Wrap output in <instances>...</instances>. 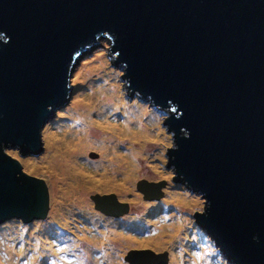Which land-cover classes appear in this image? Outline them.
I'll use <instances>...</instances> for the list:
<instances>
[{
    "label": "water",
    "instance_id": "water-1",
    "mask_svg": "<svg viewBox=\"0 0 264 264\" xmlns=\"http://www.w3.org/2000/svg\"><path fill=\"white\" fill-rule=\"evenodd\" d=\"M102 36L131 94L170 109L167 165L203 197L196 223L228 261L264 264V0H0V222L48 214L49 181L6 147L42 150L74 65ZM164 184L137 181L147 198ZM90 196L104 213L129 209L114 191ZM134 252L168 257L131 249L129 264Z\"/></svg>",
    "mask_w": 264,
    "mask_h": 264
},
{
    "label": "rangeland",
    "instance_id": "rangeland-1",
    "mask_svg": "<svg viewBox=\"0 0 264 264\" xmlns=\"http://www.w3.org/2000/svg\"><path fill=\"white\" fill-rule=\"evenodd\" d=\"M102 39L104 43L98 44L74 65V93L67 104L45 123L42 150L37 155L20 154L16 148L6 147L24 162L27 171L49 181L50 207L44 218L23 221L17 217H9L0 222V264H32L33 255L38 256L36 264H129L125 259L126 254L131 249L143 248L166 251L167 264H233L222 254L210 234L196 223L193 214L196 206L204 201L203 197L199 192L175 180L173 168L167 165V145L172 132L164 124V118L170 109L154 106L147 97L139 96L137 92L131 94L125 83L123 64L113 60L109 50L110 41L103 36ZM100 60L105 63L106 79L100 76L101 71L96 70ZM105 80L118 86L127 104L130 102L132 105H142L146 109L147 115L144 114L142 122L158 125L156 129L166 135L165 141L148 134L144 136L148 138H144V147L154 154L139 155L142 162L139 171L130 177L129 189L124 185L125 188L121 191L113 183L96 185L93 184V177L78 184L70 180L71 171L49 174L45 167L40 169L29 166L27 159L38 160L47 150L44 133L47 127L52 126L57 137L63 141L60 151L66 149V141H77V126L69 121L63 110L70 107L76 99L81 103V97L83 102L93 101L96 97L91 95L105 84ZM78 93L80 94L76 96ZM114 110L110 108L100 111L96 116H108L110 120H117ZM136 127V123L131 125L133 129ZM87 129L88 135L93 137L96 131L94 132L91 122H88ZM128 137L123 136L125 139ZM134 141L141 142L138 139ZM70 149L76 152L75 161L78 166L92 169L91 172L97 173L96 177L105 179L100 175L103 169L93 167V164H100L102 156L98 145L85 147L83 153L78 152L74 146ZM121 175L122 172H119L116 183L124 181ZM141 178L165 180L162 186L164 192L159 198L145 197L144 192L137 187V181ZM72 183L74 189L68 190L67 186ZM97 191L116 192L119 199L128 201L129 209L118 215L104 213L94 206L90 196ZM163 199L169 200L162 204ZM91 211L98 216L95 222L87 219ZM108 220L112 224L109 225ZM154 240L165 242L155 243ZM8 249L14 254L10 255ZM44 255L46 258H43Z\"/></svg>",
    "mask_w": 264,
    "mask_h": 264
},
{
    "label": "bare ground",
    "instance_id": "bare-ground-1",
    "mask_svg": "<svg viewBox=\"0 0 264 264\" xmlns=\"http://www.w3.org/2000/svg\"><path fill=\"white\" fill-rule=\"evenodd\" d=\"M104 64V61L100 60L96 70L101 71L100 76L106 79L107 71H105ZM79 94L80 93L76 96ZM91 96H95L96 98L93 101L88 100L83 102V97H81V103L76 99L70 107H66L63 110V113L68 115L69 121L77 126V141H66L64 143L66 149L60 151L59 147L63 144V141L57 137V133L52 126L51 128L47 127L44 131L47 150L38 160L27 159L28 165L40 169L45 167L49 174L71 171L72 176L70 180L72 182H78V184L86 179L89 181V179L93 177V184L103 185L113 183L121 191L125 188L124 185L128 186L129 189V184L131 182L130 177L134 172L139 171V165L142 162L140 161L139 155L149 153V149L144 147V138H148L144 136L148 134L150 136H156L159 140L165 141L166 135L156 129L158 125H152L147 121V123L142 122V120H144V114L147 115L146 109L142 105H132L130 102L127 104L126 100L121 96L118 86L111 84L110 81L105 80V84ZM110 108L115 109L117 120H110L108 116L103 118L96 116L100 111H105ZM88 122L92 123L94 132L96 131L93 137L92 135H88ZM133 123L137 124L136 129L131 128ZM124 135L129 137L125 139L123 138ZM134 139H138L141 142H135ZM90 145H98L102 151L101 159H99L100 164H93V167L97 170L100 168L103 169L100 175L105 178L104 180L101 177H96L97 173L91 172L92 169L78 166L77 161H75L76 152L70 149L71 146H74L78 152L83 153L84 148ZM119 150L124 153L119 152ZM152 154H154V152L149 153V155ZM108 165H111V168H108ZM49 168H51V170H48ZM119 172H122L121 176L124 181L118 182V184L115 179H117ZM73 184L74 183L67 186L68 190L74 189ZM167 198L168 196L166 199ZM168 200L163 199L162 204L166 203ZM84 202L88 205L86 200H84ZM87 219H91L95 222L98 216L91 211ZM108 221L109 225L112 224L111 220ZM93 241H95L94 238ZM128 241L131 240L128 239ZM154 242H165V240H154ZM8 252L10 255L14 254L10 249H8ZM143 253L146 252H134L133 254L137 255L134 258H140L138 255H142L141 259L145 261L146 257ZM37 257V255H33L32 264H36ZM43 258H46V255H44ZM167 263L168 257L163 264ZM40 264H43V262H40Z\"/></svg>",
    "mask_w": 264,
    "mask_h": 264
},
{
    "label": "flooded vegetation",
    "instance_id": "flooded-vegetation-1",
    "mask_svg": "<svg viewBox=\"0 0 264 264\" xmlns=\"http://www.w3.org/2000/svg\"><path fill=\"white\" fill-rule=\"evenodd\" d=\"M140 261H141V259H139V258H134V264H140ZM142 261H143V259H142ZM141 261V262H142Z\"/></svg>",
    "mask_w": 264,
    "mask_h": 264
},
{
    "label": "clouds",
    "instance_id": "clouds-1",
    "mask_svg": "<svg viewBox=\"0 0 264 264\" xmlns=\"http://www.w3.org/2000/svg\"><path fill=\"white\" fill-rule=\"evenodd\" d=\"M125 83H126V80H125ZM58 111V110H57Z\"/></svg>",
    "mask_w": 264,
    "mask_h": 264
}]
</instances>
